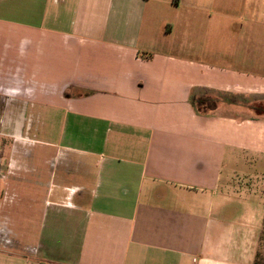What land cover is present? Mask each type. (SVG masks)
Masks as SVG:
<instances>
[{
  "label": "crops",
  "instance_id": "obj_1",
  "mask_svg": "<svg viewBox=\"0 0 264 264\" xmlns=\"http://www.w3.org/2000/svg\"><path fill=\"white\" fill-rule=\"evenodd\" d=\"M216 3L0 0V193L40 210L33 264H256L264 199L230 186L264 152L235 103L264 56L190 58L184 20Z\"/></svg>",
  "mask_w": 264,
  "mask_h": 264
},
{
  "label": "rangeland",
  "instance_id": "obj_2",
  "mask_svg": "<svg viewBox=\"0 0 264 264\" xmlns=\"http://www.w3.org/2000/svg\"><path fill=\"white\" fill-rule=\"evenodd\" d=\"M227 1H229L227 4L199 6L201 9L196 18L192 21H183L185 28L183 32L185 42L188 38L194 40L192 44L196 52H191L190 58L217 69L223 68L234 78L247 71L244 69L247 56L249 59L256 55L264 56V0ZM189 32L192 35L189 36ZM259 66L262 75L264 65ZM262 92L264 91H257L248 95L246 99L235 102L241 106L242 114H246L247 119L264 118ZM257 135L260 138L261 133L252 132L254 139ZM6 139L10 141L9 136ZM237 157L239 158L233 157L232 166L237 165L235 172L242 171L246 177H240L238 180L233 178L230 187L255 191L264 199V152L258 147L256 149L249 147L242 157ZM6 195L1 198L0 193V213L8 215L13 222L20 225H14L11 232H0V264H33L30 259L36 255L33 249L40 210L37 211L36 204H30V207L28 200L23 197ZM261 241L256 264H264V238Z\"/></svg>",
  "mask_w": 264,
  "mask_h": 264
}]
</instances>
